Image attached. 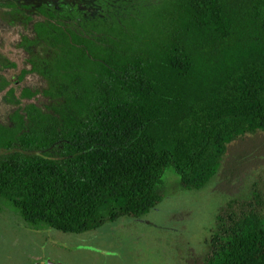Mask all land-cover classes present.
<instances>
[{
    "label": "trees",
    "instance_id": "16d2710c",
    "mask_svg": "<svg viewBox=\"0 0 264 264\" xmlns=\"http://www.w3.org/2000/svg\"><path fill=\"white\" fill-rule=\"evenodd\" d=\"M0 27L23 60L0 76V211L28 228L140 220L169 168L223 192L264 163V0H0ZM205 245L183 264H264V177Z\"/></svg>",
    "mask_w": 264,
    "mask_h": 264
},
{
    "label": "rangeland",
    "instance_id": "374dc122",
    "mask_svg": "<svg viewBox=\"0 0 264 264\" xmlns=\"http://www.w3.org/2000/svg\"><path fill=\"white\" fill-rule=\"evenodd\" d=\"M1 28L0 55L17 62L19 69L5 72L0 67V76L14 82L23 64L21 54L13 47L18 33ZM28 86L37 88L40 81L30 76L16 88ZM10 112L11 107L0 94V123ZM261 177L264 163L234 181L230 190L219 191L221 180L217 179L200 191H189L182 188L179 176L169 168L163 177L164 200L148 215L140 220L122 218L82 235L51 229L35 231L11 209L3 208L0 264H183L190 254L205 252V239L219 209L234 199L248 197L252 184Z\"/></svg>",
    "mask_w": 264,
    "mask_h": 264
},
{
    "label": "water",
    "instance_id": "95a60500",
    "mask_svg": "<svg viewBox=\"0 0 264 264\" xmlns=\"http://www.w3.org/2000/svg\"><path fill=\"white\" fill-rule=\"evenodd\" d=\"M48 264H52V263H48ZM58 264H62V263H58Z\"/></svg>",
    "mask_w": 264,
    "mask_h": 264
}]
</instances>
